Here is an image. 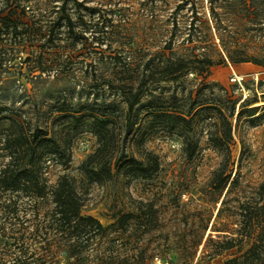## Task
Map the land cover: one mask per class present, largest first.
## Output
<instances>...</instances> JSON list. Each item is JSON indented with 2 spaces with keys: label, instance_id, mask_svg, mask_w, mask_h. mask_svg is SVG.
I'll return each mask as SVG.
<instances>
[{
  "label": "rangeland",
  "instance_id": "374dc122",
  "mask_svg": "<svg viewBox=\"0 0 264 264\" xmlns=\"http://www.w3.org/2000/svg\"><path fill=\"white\" fill-rule=\"evenodd\" d=\"M7 1L15 0H0V8ZM19 1L27 11L17 25L21 34L14 37L8 31L0 38L8 47L0 64V106L22 111L34 124L61 127V135L70 131L69 168L51 165L50 183L64 173L77 181L83 178L78 166L97 145L86 128L88 113L110 102L123 112L128 84L139 85L142 103L153 99L162 109L183 115L196 98L187 116L192 117L190 131H169L157 123L140 142V148L159 158L160 168L152 176L129 179L118 174L103 185L85 183L83 213L107 227L99 249L111 238L115 257L131 263L137 240L146 247L147 263L169 264L189 245L191 227L200 231L202 221L216 213L219 197L210 193L207 182L223 158L233 159L229 171L231 176L240 171L241 185L264 177V0ZM65 15L71 17L70 26ZM203 57L213 61L205 77L190 69L177 80L159 79L167 63ZM237 58L247 61L235 62ZM203 79L212 86L197 92ZM243 100L246 108H260L252 116L244 112L235 126ZM231 102L232 139L216 146L211 141L221 132L216 107L224 109ZM79 115L82 120L73 118ZM185 138L196 144L190 159ZM139 202L156 209V227L135 238L128 226L120 237L112 223L122 213L135 214ZM209 225L204 239L216 234ZM234 254L236 248L212 260L196 257L194 264H222Z\"/></svg>",
  "mask_w": 264,
  "mask_h": 264
},
{
  "label": "trees",
  "instance_id": "16d2710c",
  "mask_svg": "<svg viewBox=\"0 0 264 264\" xmlns=\"http://www.w3.org/2000/svg\"><path fill=\"white\" fill-rule=\"evenodd\" d=\"M0 14V38L8 31L14 37L21 34L17 25L27 14L24 4L19 0L11 4L7 1L0 8ZM64 19L67 26L72 24L69 15ZM60 20L57 18L56 24ZM7 48L5 43H0V64L3 56L8 55ZM243 61L247 59H235V62ZM212 64L207 57L191 61L177 59L164 66L159 79L177 80L190 69L205 77ZM127 86L128 91H123L126 104L123 112L117 111L116 105L110 102L98 104L88 113L86 128L96 137L97 145L78 166L83 177L79 181L66 173L59 175L54 183L47 177L48 168L53 164L69 168L72 138L69 130L61 135V127L34 124L22 111L0 106V264H83L90 260L95 264H149L146 247L138 245L137 240L131 263L127 257H115L111 238L99 249L107 227L95 216L83 213L85 183L103 185L118 174L129 179L152 176L160 168L159 158L140 148V142L150 126L157 123L169 131H190L192 117L187 116L196 98L191 99V107L183 115L162 109L153 99L142 103L144 92L139 85ZM202 86L212 84L203 79L196 91ZM246 105L245 100L240 103L235 126L244 112L252 116L260 108H246ZM216 113L221 132L219 136H211V141L218 146L222 140L232 139L235 103L224 109L217 106ZM83 115L73 118L82 120ZM76 128L75 123L73 129ZM184 142L190 159L196 144L186 138ZM133 146L139 157L135 156ZM233 162L231 157H225L212 171L207 185L210 193H217L219 207L214 216L209 215L202 221L200 231L191 227L189 245L182 256L169 259V264H194L196 257L212 260L232 248H236V254L222 264H264V177L258 183L241 185L240 171L230 174L229 164L231 167ZM157 219L156 209L150 203L139 202L135 214L118 215L112 227L123 237L129 226L132 235L139 238L156 227ZM208 225V230L216 234L213 237L208 234L204 239Z\"/></svg>",
  "mask_w": 264,
  "mask_h": 264
}]
</instances>
